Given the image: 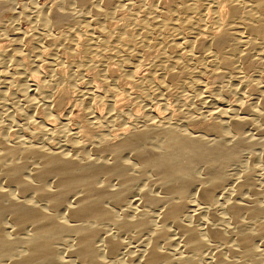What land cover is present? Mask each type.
I'll list each match as a JSON object with an SVG mask.
<instances>
[{"label": "bare ground", "instance_id": "6f19581e", "mask_svg": "<svg viewBox=\"0 0 264 264\" xmlns=\"http://www.w3.org/2000/svg\"><path fill=\"white\" fill-rule=\"evenodd\" d=\"M58 2L0 28V264H264V0Z\"/></svg>", "mask_w": 264, "mask_h": 264}, {"label": "rangeland", "instance_id": "374dc122", "mask_svg": "<svg viewBox=\"0 0 264 264\" xmlns=\"http://www.w3.org/2000/svg\"><path fill=\"white\" fill-rule=\"evenodd\" d=\"M7 1V2H6ZM60 1V0H59ZM68 1H70V0H68ZM5 3H6V7H4V8H6V9H4L3 8V10H2V15H0V23H1V25H0V28H2V31L3 32H5V34H4V36H3V39L4 40H6V39H8L9 37H10V33H11V31H12V29L11 28H13V29H17V30H25V32H26V34L27 35H29V34H31V31H29V30H31V28H30V25L28 24V22H27V18H28V16L27 17H25L24 18V16H26L27 14H29V17H30V14H33L34 13V11L35 12H37V11H39V10H41L42 8H46V7H49V8H51V9H53L54 8V6H55V4L57 5V3H59L58 2V0H5ZM7 3H8V5H7ZM97 3V2H96ZM53 4V5H52ZM34 5V6H33ZM24 8V9H23ZM33 8H34V10H33ZM38 8V9H37ZM72 8V9H71ZM69 10H73V13H75V11H76V9L74 8V7H72V6H70L69 7ZM22 11H23V13L25 14H23L22 13ZM25 11V12H24ZM32 11V12H31ZM72 12V11H71ZM22 13V14H21ZM13 14H15L14 16H13ZM23 15V16H22ZM17 16H18V18H17ZM74 16H76V14H74ZM14 19H13V18ZM12 19V20H11ZM72 22V21H71ZM70 22V23H71ZM11 23V24H10ZM6 24V25H5ZM8 24V25H7ZM10 24V25H9ZM29 26V27H28ZM69 26H71L70 24H69ZM74 26V25H73ZM4 29V30H3ZM29 29V30H28ZM9 35H8V34ZM7 37H6V36ZM3 39H1V40H3ZM1 43H5V42H1ZM154 54V53H153ZM146 59L147 60H152L153 59V55H151V54H148V55H146ZM68 72L66 71V72H64V74L66 75V77H65V75L63 74V76L67 79V77H68V74H67ZM64 78V79H65ZM122 82V80H119V83H121ZM75 93H73L72 94V97L73 98H75L76 96V94L74 95ZM74 95V96H73ZM186 97H183V99H185ZM116 99H120V97H116ZM166 99V101H168L167 103H166V101H165V103L170 107H172L173 106V104H172V100L170 99V98H165ZM167 99H169V100H167ZM184 101H186V99L184 100ZM235 101V98H233V99H231L230 100V103H233ZM129 102V103H128ZM170 102V103H169ZM241 102V104H240V108L242 109V108H244L245 107V105H246V101H240ZM242 102H244V103H242ZM248 103V102H247ZM82 104V105H81ZM126 104V105H125ZM136 104V105H135ZM170 104V105H169ZM245 104V105H244ZM81 105V106H80ZM123 105V104H122ZM121 106V105H120ZM125 108H126V110L127 109H129V107H131L130 109H129V111H134V113L135 114H139V111H140V105L136 102H133V101H127L126 103H124V105H123ZM134 106H136V107H138V109L136 108V107H134ZM75 107V106H74ZM72 108L71 109V118L72 119H70V121L71 120H73V121H71V122H74V121H78V120H76L77 118H78V116H79V114H80V112H81V110L80 109H83L82 107H83V102L82 101H79V103H77V105H76V108ZM134 107V108H133ZM158 107V106H157ZM80 108V109H79ZM134 109V110H131V109ZM137 111H136V110ZM137 112V113H136ZM133 113V112H132ZM77 118H76V117Z\"/></svg>", "mask_w": 264, "mask_h": 264}]
</instances>
